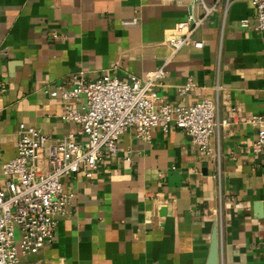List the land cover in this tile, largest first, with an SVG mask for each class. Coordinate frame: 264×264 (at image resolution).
Instances as JSON below:
<instances>
[{"label":"crops","instance_id":"obj_1","mask_svg":"<svg viewBox=\"0 0 264 264\" xmlns=\"http://www.w3.org/2000/svg\"><path fill=\"white\" fill-rule=\"evenodd\" d=\"M188 1L0 0L1 161L16 156L21 125L83 142L80 126L62 115L68 105L81 111L84 99L49 93L76 75L150 80ZM203 1L217 4L193 34L201 46L177 52L153 93L156 105L217 103L228 122L211 140L219 166L174 125L150 129L145 140L127 128L115 156L62 179L72 198L53 240L20 264H207L214 227L217 264H264V151H256L254 121H264V42L250 0Z\"/></svg>","mask_w":264,"mask_h":264},{"label":"built area","instance_id":"obj_2","mask_svg":"<svg viewBox=\"0 0 264 264\" xmlns=\"http://www.w3.org/2000/svg\"><path fill=\"white\" fill-rule=\"evenodd\" d=\"M250 3L255 10L253 30L264 42V0ZM216 4L188 1L185 21L176 26L175 35L166 43L170 55L150 80L130 77L124 82L104 76L87 81L76 75L68 89L49 93L65 101L84 99L81 111L68 105L62 115L64 120L80 126L83 142L73 136L50 140L35 129L19 126L16 156L2 162L0 149V175L4 178V187L0 188V264H20V256H35L52 242L57 218L65 215L72 198L63 192L62 179L80 173L89 175L104 154L115 156L118 139L127 128L145 140L150 129L166 132L174 125L219 166V151L212 148L211 140L228 122L218 119L217 103L203 99L187 107L156 105L158 98L153 93L155 82L164 77L165 66L177 52L184 47L201 46L193 40V34ZM241 26L248 27V22L243 21ZM192 87L189 83L179 92L186 94ZM254 121L259 123L255 148L257 152L264 151V121Z\"/></svg>","mask_w":264,"mask_h":264},{"label":"water","instance_id":"obj_3","mask_svg":"<svg viewBox=\"0 0 264 264\" xmlns=\"http://www.w3.org/2000/svg\"><path fill=\"white\" fill-rule=\"evenodd\" d=\"M218 263V240H217V229L214 227L211 234L210 250L207 264Z\"/></svg>","mask_w":264,"mask_h":264},{"label":"rangeland","instance_id":"obj_4","mask_svg":"<svg viewBox=\"0 0 264 264\" xmlns=\"http://www.w3.org/2000/svg\"><path fill=\"white\" fill-rule=\"evenodd\" d=\"M16 240H17V242H18V236L16 235Z\"/></svg>","mask_w":264,"mask_h":264}]
</instances>
